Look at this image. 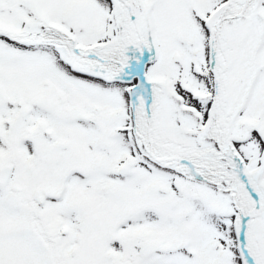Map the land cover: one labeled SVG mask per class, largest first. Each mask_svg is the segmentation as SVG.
I'll list each match as a JSON object with an SVG mask.
<instances>
[{
    "label": "snow or ice",
    "instance_id": "obj_1",
    "mask_svg": "<svg viewBox=\"0 0 264 264\" xmlns=\"http://www.w3.org/2000/svg\"><path fill=\"white\" fill-rule=\"evenodd\" d=\"M0 264H264V0H0Z\"/></svg>",
    "mask_w": 264,
    "mask_h": 264
}]
</instances>
